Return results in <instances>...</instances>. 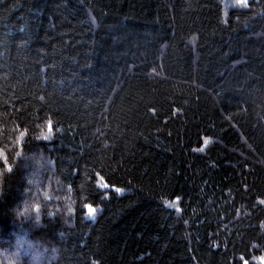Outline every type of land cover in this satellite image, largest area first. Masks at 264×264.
<instances>
[{
	"label": "trees",
	"instance_id": "1",
	"mask_svg": "<svg viewBox=\"0 0 264 264\" xmlns=\"http://www.w3.org/2000/svg\"><path fill=\"white\" fill-rule=\"evenodd\" d=\"M0 251L264 264V0H0Z\"/></svg>",
	"mask_w": 264,
	"mask_h": 264
},
{
	"label": "rangeland",
	"instance_id": "2",
	"mask_svg": "<svg viewBox=\"0 0 264 264\" xmlns=\"http://www.w3.org/2000/svg\"><path fill=\"white\" fill-rule=\"evenodd\" d=\"M241 1H245V0H241ZM26 168H28V172L30 171L31 174L38 175V177L40 178V174L37 173L36 170L31 171V168L29 169V167H28L27 165H26ZM27 183H28V184H32V183H34V181H32V180H30L29 178H27ZM32 185H34V184H32ZM87 214H88V216H90V217H93V216H94V207H93L92 205H87ZM16 241H17V240H16ZM16 241H15V242H16ZM16 243H18V241H17ZM0 253L3 254L1 251H0ZM27 253H28V252H27ZM2 256H3V255H2ZM2 256L0 255V257H2ZM32 256H33V257L30 256V259H32L31 261H32L33 264H41L40 261H39L38 259L34 258V257H35V253H34Z\"/></svg>",
	"mask_w": 264,
	"mask_h": 264
}]
</instances>
